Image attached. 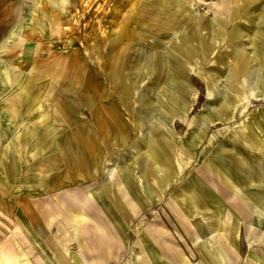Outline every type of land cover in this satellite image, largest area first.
I'll list each match as a JSON object with an SVG mask.
<instances>
[{
	"label": "crops",
	"instance_id": "1",
	"mask_svg": "<svg viewBox=\"0 0 264 264\" xmlns=\"http://www.w3.org/2000/svg\"><path fill=\"white\" fill-rule=\"evenodd\" d=\"M28 1L0 0V77L18 75L20 69L27 76H54L66 67V54L57 53L52 45L63 39L65 6ZM167 6L143 2L136 20L119 22L122 33L137 46L128 64L123 57L131 45L110 57L108 47L97 48L108 45L109 32L101 28L109 24L93 20L95 30L84 39L95 44L90 59L100 56L104 69L91 64L85 82L71 84V97L60 94L64 80L35 84L28 77L21 92H35L37 99L31 95L0 101V140L11 141L7 147L0 144L4 165L0 170L39 173L26 187V196H5L15 217L8 220L6 233L0 232V264H264V110L249 117V131L242 127L227 134L228 148L218 145L209 155L204 152L203 162L188 163L197 146L209 147L210 116L194 118L187 131L191 137L185 140L190 143L178 151L177 121L188 113L189 96L162 111L161 102L150 100L147 93L169 91L176 96L191 89L177 82L139 79H176L179 58L184 62L183 74L188 75L187 53L193 54L195 42L193 16L183 20L179 12L188 13L187 6L172 2ZM243 6L244 11H264L247 2ZM100 7L96 13L108 12ZM217 21L214 37L235 45L229 52L235 53L238 43L264 44V36L242 40L235 29L244 19ZM35 24L40 29L37 34ZM52 24L64 27L61 34L53 36ZM223 26L233 31H219ZM178 27L186 44L181 56ZM197 27L199 39L207 42L209 22L202 19ZM79 30L73 37L80 46ZM164 41L173 46L168 49ZM250 53L256 55L260 69L253 85L261 91L254 90L257 97L264 96V46L255 45ZM75 75L81 80V66ZM114 75L121 77L120 83L109 81ZM11 85L1 80L0 91ZM224 98L218 108L226 106ZM83 113L88 115L84 118ZM7 119L11 125H4ZM13 140L30 144L20 152L24 159H18ZM177 153L188 164L179 163ZM54 172L62 174L51 176ZM11 185L2 180L0 188Z\"/></svg>",
	"mask_w": 264,
	"mask_h": 264
},
{
	"label": "rangeland",
	"instance_id": "2",
	"mask_svg": "<svg viewBox=\"0 0 264 264\" xmlns=\"http://www.w3.org/2000/svg\"><path fill=\"white\" fill-rule=\"evenodd\" d=\"M25 1L26 0H19V3L24 4ZM29 2H31V0H29L28 3ZM143 2H145L147 5L159 3V5L162 6V9H169V6L167 5H169V3L171 2L177 4L179 7L183 6L182 8H185L184 6H187L189 8V12H179V15H183V20H190V16H193V20L195 23V42L193 43V54L189 52L187 53V57L191 61L190 66L187 67V76L183 74L185 73V69H181L184 62L179 60V58L177 60L179 74L176 79H173V77L170 78V76H161L155 78L145 76L144 79L143 77L139 78L141 82L145 83L156 82L159 84H170L177 82L179 87H183L184 89H191L188 94H186L187 92H185L184 94L183 91H179L177 92L178 95L176 96L174 92L169 91L147 93V95H150V100L156 99V101L161 102L162 111H169L171 102H174L176 99L178 101V104L180 105L182 97H184V95L189 96L191 102L188 113L184 117L179 118L177 121L179 137V141L177 143H179L178 147H180L178 151L186 149V147H184L185 144L189 145L190 142L187 143L185 141L187 138L191 137L187 131L190 130V127L193 125L192 121L194 120V118L200 114H206L210 116L211 119L209 127L207 128L209 136V140H207V142L209 143V147L204 146L205 144L197 146L195 148V155L192 154L193 160L188 161V163L191 162L192 164H195L196 161L203 162L205 159L204 158L202 160V157L205 156L204 152H207L206 154L209 155L218 145H220L218 147L224 146L228 148L230 145H228V143L224 141L227 134L236 130L240 131L242 127H247L246 131H249V117L251 115H256L258 111L262 112L264 110V96L260 95L257 97L256 95H258V92H260L261 90H258L259 85H253L256 78L260 75V69L257 62L258 60L256 55L250 53L253 46H264V44L238 43L236 44L237 51H235V53L229 52V49L233 48L235 45L218 42L217 38L214 37V33H217V28H214V26L217 25L218 19L224 20L226 23L235 18H237V20L244 19L246 21L241 22L239 28H234L235 30L240 31L239 35L242 36V40H246L247 36H264V11H244V9L246 8L243 6V3L245 5V3L247 2L250 3L252 7H256L258 5L260 8L264 9V0H33V3L35 4H55L60 8L63 6V9L65 6L64 10H66V20L65 28L63 27V39L60 40L61 42L57 40L55 43H52V45L57 53L66 54L64 55L66 67L61 69L60 74H56L54 76L46 75V77H42V75H37V73L32 76H27V74H24V69H20L18 75H7L6 77L2 75L0 77V83L2 80V83H6L7 85H11L12 83L13 85L7 87L4 86L3 89L5 90L0 91V101H5L7 99L9 100L13 98L30 99L31 95L33 99H37L38 94H36L35 92H21V85H23V83H26V85L28 84L26 80V78L28 77L34 80L30 81L31 83H52L64 80V82H66L67 84L65 83L64 92H60V94L68 98L74 94L71 84H83L85 82V79L88 77L86 75V70L89 69L91 64L96 66L95 69L103 70L104 68L101 63L103 61L99 59L100 56H98V54V57L93 56L94 58L90 59V54L95 48V44H91L89 42V39L87 38L84 39V37H86V33L87 35H89L92 30H95V27L92 28L93 20H105L109 24V28H101V30H107V32H109L107 34V37L109 39L107 40L109 41V43L108 45L99 44L97 45V48L99 50H103L105 47H108L110 49V57L116 56L117 54L120 55L123 50H127L126 46L127 44H129L131 45L130 51L128 53H124L123 58L125 60V63H130L132 59V53L137 51V46L135 42H133L132 40L129 41L128 37L122 33L123 29H121L122 27H119L118 24L119 22L123 21V23L121 24L123 25L125 19L127 18H131L129 24L132 21L136 20L139 5L143 4ZM218 5H221V8H218ZM98 6H101L99 8L101 10L107 9L108 12L101 11L96 13V10H98ZM231 7L232 10H229L231 9ZM242 7L243 10H241ZM34 14L37 15L36 13ZM19 15H22V12H19ZM21 18L22 17H20V19ZM34 19L37 20L36 16L34 17ZM202 19L209 22L210 39L207 41V45L205 44L207 42L203 43V40L199 39L201 31L200 27L196 28L197 24H199ZM22 20L26 21V18L23 17ZM224 21L222 23L223 25ZM78 22L82 27L80 28V30L78 29L79 34L83 36L80 46L75 44V38L73 37L75 31H78ZM90 24L91 28H89ZM71 25L73 27H71ZM38 27L39 25L35 24V28L33 29L34 34H37L40 31ZM63 28L58 29L56 25L52 24L50 31L52 34L55 33L53 34V36H55L61 34ZM24 29L25 28H22L20 31L22 33V37H25V34L23 32ZM178 30L179 32L177 45L179 56H181V48L183 50L182 52H185L184 47H186V44L185 38L182 37L183 34L180 32V27H178ZM219 31L231 32L233 31V27L223 26L222 29H219ZM64 44L65 48L63 49V47L61 46H63ZM163 46L168 48L173 45H170V42L164 41ZM96 58H98V60H96ZM109 61L110 66L108 68V73L109 70H112L110 69L112 62L111 58ZM1 62L2 60L0 61V66ZM79 63H81V65H79ZM80 66L82 70L81 80L80 78L78 79V76L75 75L78 72ZM103 79H105V77H103ZM108 79L109 81L115 80L114 82H121V77L117 75H114L113 77L109 76ZM171 79L173 80L171 81ZM102 82H105V80H103ZM251 87L253 88V90L254 88H256L258 92L255 90L252 92L250 89ZM53 94L54 93L50 92L51 97L53 96ZM223 98L224 100H226V106L218 108L221 107L220 104L222 103ZM87 115V113H83L84 118ZM6 121L7 123H5L4 125H11L10 119H7ZM28 121L30 123L31 119H29ZM20 126L19 130L22 129ZM181 139L183 141H181ZM205 142L206 141H204L203 143ZM0 144H3V146L7 147L11 144V141L8 139L0 140ZM24 145L27 147L30 146V144L26 143L24 140L12 141L13 148L18 150L19 160L20 157L21 159L25 158L24 156L20 155V152L24 151L25 149ZM203 147H205L204 150ZM177 154V157H179V163L188 164L182 161L179 153ZM188 158H190V156ZM206 159H208V156L206 157ZM0 169H4L1 157ZM50 174L51 176L54 174L59 176L62 173L54 172ZM185 174L186 172L183 173V176ZM38 175L39 173L36 172L24 171H18L9 174L3 170H0V184L2 180L7 181L9 185L10 183L12 184L11 187L6 186L0 188V232H2L3 234H5L6 231L10 228V223L8 221L10 217H15L13 216V214H11L12 212H10L9 209V198H6L5 196H9L11 194L18 195L19 197L26 196L28 194L26 191V187L31 183V181L37 179ZM181 176L182 175L180 172L179 178ZM179 180H181V178Z\"/></svg>",
	"mask_w": 264,
	"mask_h": 264
}]
</instances>
